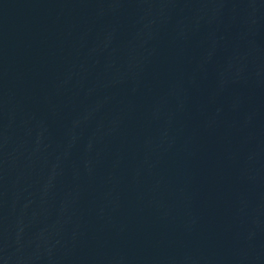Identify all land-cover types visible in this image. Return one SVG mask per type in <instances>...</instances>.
<instances>
[{
    "label": "water",
    "instance_id": "95a60500",
    "mask_svg": "<svg viewBox=\"0 0 264 264\" xmlns=\"http://www.w3.org/2000/svg\"><path fill=\"white\" fill-rule=\"evenodd\" d=\"M0 264H264V0H0Z\"/></svg>",
    "mask_w": 264,
    "mask_h": 264
}]
</instances>
